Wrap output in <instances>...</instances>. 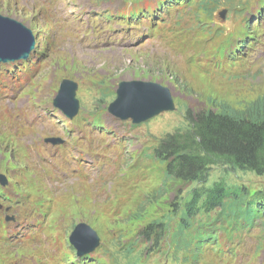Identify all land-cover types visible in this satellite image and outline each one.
Returning a JSON list of instances; mask_svg holds the SVG:
<instances>
[{
  "label": "rangeland",
  "instance_id": "1",
  "mask_svg": "<svg viewBox=\"0 0 264 264\" xmlns=\"http://www.w3.org/2000/svg\"><path fill=\"white\" fill-rule=\"evenodd\" d=\"M23 2L25 4L19 2L15 5L13 0H0V14L14 20L15 22L11 21L17 24L15 26L23 24L31 28L36 43L42 39L43 48L49 52V60L48 64L42 67H26L22 72L6 74L0 79V99L6 94H12L20 99H28L35 106L33 110L21 108L14 112L6 105L0 110V171L7 175L8 185L14 186L27 198L35 197L32 205H52V224L65 230L67 237L79 222H86L100 237V250L93 255L104 253L108 256L107 260L102 259L105 264H126L127 248L131 241H138L139 247H144L137 237L140 234L139 228L153 219L169 221L173 226L180 207L176 204L182 201L192 186L187 182L178 184L171 188V193H167L162 164L148 154L149 150L156 146L167 132L187 125L185 116L188 109L191 113H197L210 107L243 108L264 93V10L253 15L255 8L264 0H218L216 4L211 3L208 9H198L196 13L202 18L212 15V19L205 20L207 27L212 28V31L199 34L197 40L191 39L189 33L177 35L186 39L188 58L200 59L197 53L193 54L198 48L209 49L219 45L225 33L230 31H234V39H240L237 43V51L240 54L231 60L226 56L221 62L212 65L191 67L178 64L164 55L167 54V47L162 46L157 38H147L149 34L142 35L137 41L139 43L145 39L140 49L79 52L81 49L66 47L69 41L79 44L85 40L88 22H78V18L65 23L63 19L56 20L48 15L39 21L37 11L33 10L30 2ZM43 8L46 7L39 6L40 10ZM213 8L215 12L211 11ZM221 9H227L225 18L218 15ZM74 11V17L85 15L82 7ZM109 15L108 28L120 24L127 26L130 20L136 22L139 19L130 18L127 13L118 12L116 9L109 11ZM244 15L251 19V23L242 28V31H249L251 38L238 34L240 28L245 25ZM180 16L181 10H178L172 17L176 24ZM91 26L98 27L99 24L91 23ZM216 26H220L222 30L216 31L213 28ZM70 28H75L79 33L71 32ZM143 30H147V25ZM138 35L141 33L137 32L131 35V38L136 39ZM120 37L121 35L116 36L115 40L121 39ZM250 42V46L246 47ZM125 45L130 46L128 43ZM100 57V64L97 62V66L93 65V59ZM112 63L120 66H113ZM101 71L102 73H99ZM65 78L74 80L79 89L76 93L80 100L77 113L79 115L72 122L77 124L79 117L84 118L88 124L81 125L83 140L93 144L101 142L107 150H87L79 147V152H76L73 148L76 147L77 137H73L67 147L71 151L67 160L69 168L60 167L49 174L57 177L72 172L70 182L62 186L60 194L55 198L50 191L51 185L41 180L38 170L30 167V150L39 151V137L42 134L25 121L40 117L53 126H56L55 122L66 124L59 123L60 119L57 117L56 121L51 123L52 117L48 114V111L52 110V101L60 83ZM133 80L149 81L168 87L177 105L174 110L163 112L138 125L133 124L131 119H119L134 129L132 135L139 142L137 147L130 139L128 146L122 147L121 143L115 141L116 132L111 127L101 129L99 136L91 131H100V128L105 126L101 124L100 119L107 114L108 105L115 101L118 85ZM73 97L71 95V98ZM2 105L0 103V107ZM28 133L34 135L33 141L36 145L30 144L26 136ZM87 156L92 158L91 162L85 160ZM242 171L237 169V172H228L224 166L215 165L207 184L225 178L231 184H244L250 189L258 190L257 192L264 191V175ZM119 205H124L121 214H118ZM0 215L5 216V213L0 212ZM31 225L32 223L26 225L21 232L25 233ZM38 234L35 233L33 238ZM18 235L15 243L22 245L0 244V264H33V259L35 264L55 263L52 252L42 251L36 259H32L31 257L35 256L34 248L24 245L27 240L30 242L29 236L25 234L21 238ZM221 240L222 237L214 245L215 251L211 252L204 264H264V234L263 237L245 234L234 248L232 261L224 259ZM157 248L156 243L152 242L150 250L144 252L147 259L138 260L137 264H198L192 257V252L180 253L176 257L172 250L163 254L156 252ZM62 252L64 255L70 254L66 248H63Z\"/></svg>",
  "mask_w": 264,
  "mask_h": 264
},
{
  "label": "trees",
  "instance_id": "2",
  "mask_svg": "<svg viewBox=\"0 0 264 264\" xmlns=\"http://www.w3.org/2000/svg\"><path fill=\"white\" fill-rule=\"evenodd\" d=\"M211 3L216 4L218 0L208 1L206 9ZM234 43L229 40L228 46ZM190 111L185 116L187 125L167 133L153 151V157L165 164L167 193L178 184L197 185L176 204L184 205L176 226L153 219L141 233L147 243L165 241L176 252L192 251V257L198 261L203 246L215 244L220 232L231 228L234 220L251 222L256 216H264V192L244 184H231L225 178L207 184L215 165L224 166L228 172L240 169L264 175V93L243 108L220 106L197 113ZM201 212L208 213L200 234L194 235L191 228ZM198 236L197 248L193 251ZM140 251L136 246L128 248L126 264L144 261Z\"/></svg>",
  "mask_w": 264,
  "mask_h": 264
},
{
  "label": "water",
  "instance_id": "3",
  "mask_svg": "<svg viewBox=\"0 0 264 264\" xmlns=\"http://www.w3.org/2000/svg\"><path fill=\"white\" fill-rule=\"evenodd\" d=\"M225 11L221 12L224 16ZM0 14V61L26 57L34 47L29 30ZM117 98L109 109L122 118L132 117L141 122L164 110L174 109L175 104L168 87L154 82L133 80L119 84ZM71 99V94L68 95ZM59 104L65 105L64 102ZM68 108V107H67ZM79 254L92 251L99 244V237L86 224H79L71 236Z\"/></svg>",
  "mask_w": 264,
  "mask_h": 264
},
{
  "label": "bare ground",
  "instance_id": "4",
  "mask_svg": "<svg viewBox=\"0 0 264 264\" xmlns=\"http://www.w3.org/2000/svg\"><path fill=\"white\" fill-rule=\"evenodd\" d=\"M218 9V8H217ZM216 9V10H217ZM248 9V8H247ZM227 10V9H226ZM214 12H215V10H214ZM217 12V11H216ZM206 16V15H205ZM214 19V18H213ZM217 21V20H216ZM218 22H220L219 20H218ZM187 35H188V33H187ZM145 36H147V35H145ZM191 38V37H190ZM250 44H251V42H250ZM242 48V47H241ZM246 50V49H245ZM101 59V57L99 58V59H93V65H95V66H97V62L99 61ZM259 59V58H258ZM99 63V62H98ZM100 64V63H99ZM113 64V66L114 65H117V66H120V65H118V64H116V63H112ZM102 65H104V64H102ZM100 67V66H99ZM99 73H102V71L101 72H99ZM104 74V73H103ZM105 76H107L106 74H104ZM230 79V78H229ZM65 105L68 107V108H70L71 106H70V104H67V103H65ZM107 127L106 126H104V127H101V129L102 130H104V129H106ZM92 224V223H91ZM93 225V224H92ZM26 226V225H25ZM94 226V225H93ZM68 238V237H67ZM156 243V245L158 246V248H157V250H156V252H162L163 254L166 252H168V249H169V247H168V244H167V242H160V243H158V242H155ZM100 255V254H99Z\"/></svg>",
  "mask_w": 264,
  "mask_h": 264
}]
</instances>
